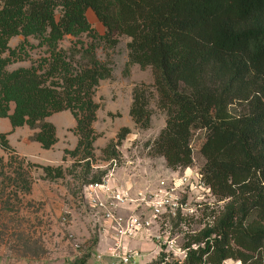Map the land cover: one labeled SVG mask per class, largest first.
Wrapping results in <instances>:
<instances>
[{"label": "trees", "instance_id": "16d2710c", "mask_svg": "<svg viewBox=\"0 0 264 264\" xmlns=\"http://www.w3.org/2000/svg\"><path fill=\"white\" fill-rule=\"evenodd\" d=\"M88 8L104 25V39L114 44L115 35H128L129 61L152 67L157 104L166 118L151 151L171 167L189 165L191 126L200 122L206 134L199 176L227 199L214 222L183 244V258L171 260L160 252L150 264H222L227 258L264 264V0H2L0 46L7 48L14 34H34L56 53L64 34L92 30ZM94 47H85L88 62L74 71L59 55L45 73L28 67L5 71L9 56H0V115H8L12 125L38 128L33 138L49 147L57 136L44 117L69 108L81 132L77 144L90 148L98 107L92 95L110 74ZM58 70L64 79L59 90L46 82ZM155 93L140 83L133 86L129 113L135 123L148 124L149 97ZM129 130L122 126L116 143ZM0 145L9 148L5 132ZM42 168L46 176L55 175L54 166Z\"/></svg>", "mask_w": 264, "mask_h": 264}, {"label": "rangeland", "instance_id": "374dc122", "mask_svg": "<svg viewBox=\"0 0 264 264\" xmlns=\"http://www.w3.org/2000/svg\"><path fill=\"white\" fill-rule=\"evenodd\" d=\"M86 16L92 30L64 34L54 48L56 53H51V46L34 34H14L8 38L7 48L0 46V56H9L2 69L5 71L28 67L45 73L55 55L74 71L88 62L85 47L89 43H94L96 57L110 68L109 76L99 80L92 95L98 107L91 123L90 148L77 144L81 132L75 124L71 129L74 139L69 141L72 147L63 148V161L50 164L55 167L50 170L54 176H46L43 163L25 158L9 143V148L0 145V264H150L160 252L171 260L183 258V244L206 224H212L227 200L207 190L181 189L178 199L186 203L184 209L176 216L165 213L125 240L126 248L132 250L128 262L106 253L107 246L114 242L111 230L103 228L101 213L84 197L83 184L104 174L113 157L117 160L115 175L132 182L133 192L146 185L152 188L162 178L168 182L173 171H199L205 162L199 146L206 128L200 122L191 126L192 162L187 166L171 167L162 155L153 153L150 144L164 127L166 113L157 104L152 67L129 61L128 35H115L117 41L111 44L102 37L105 27L91 8L86 10ZM63 81L62 70L46 80L58 90ZM136 83L155 93L149 97L151 114L146 126L135 123L129 113ZM8 104L9 109L14 107L13 100ZM122 126L130 130L116 143ZM58 149L60 145L55 148ZM134 206L131 203L122 212L148 213L144 204ZM222 264L242 263L227 258Z\"/></svg>", "mask_w": 264, "mask_h": 264}, {"label": "built area", "instance_id": "2783aa9c", "mask_svg": "<svg viewBox=\"0 0 264 264\" xmlns=\"http://www.w3.org/2000/svg\"><path fill=\"white\" fill-rule=\"evenodd\" d=\"M111 167L100 176L99 179L83 184L82 192L91 206L101 213L104 229L111 230L113 244L108 245L106 253L118 257L123 263L129 261L132 250L126 248L125 240L137 233L138 230L148 228L156 218L165 213L176 216L178 211L185 208V202L178 199L179 191L207 190L210 186L195 172H171L168 182L159 179L155 186L139 188L135 192L132 184L126 180H120L115 175L114 169L117 164L115 157L110 159ZM150 187V188H149ZM133 203L134 208L144 204L148 213L132 211L123 213Z\"/></svg>", "mask_w": 264, "mask_h": 264}, {"label": "crops", "instance_id": "0c3cea01", "mask_svg": "<svg viewBox=\"0 0 264 264\" xmlns=\"http://www.w3.org/2000/svg\"><path fill=\"white\" fill-rule=\"evenodd\" d=\"M11 111L12 108L8 112ZM47 120L54 124L57 136V140L49 147H44L40 141L32 137L34 128L29 127L27 123L12 125L8 115H0V132L6 133L8 143L15 149V152L25 158L43 164H55L63 161V148L72 147L69 141L73 140L75 136L71 129L75 126L76 119L69 110L62 109L49 114ZM74 142L76 143V137ZM59 145L61 150L56 151L55 148ZM126 181L132 184L129 180Z\"/></svg>", "mask_w": 264, "mask_h": 264}]
</instances>
